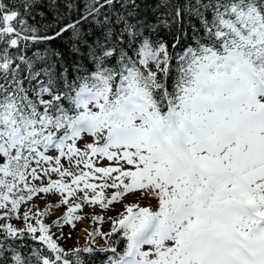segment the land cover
<instances>
[{
	"label": "snow or ice",
	"instance_id": "6c2138e0",
	"mask_svg": "<svg viewBox=\"0 0 264 264\" xmlns=\"http://www.w3.org/2000/svg\"><path fill=\"white\" fill-rule=\"evenodd\" d=\"M0 264H264V0H0Z\"/></svg>",
	"mask_w": 264,
	"mask_h": 264
}]
</instances>
